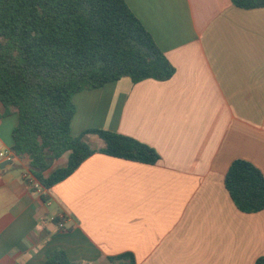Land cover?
<instances>
[{
	"label": "crops",
	"instance_id": "0c3cea01",
	"mask_svg": "<svg viewBox=\"0 0 264 264\" xmlns=\"http://www.w3.org/2000/svg\"><path fill=\"white\" fill-rule=\"evenodd\" d=\"M124 2L175 73L73 94L71 135L95 153L50 189L32 192L26 165L15 158L2 168L0 159V264H46L56 249L81 264H111L124 252L136 264H254L264 256V210L240 211L224 177L235 159L264 176V8ZM4 111L0 102V151L17 124ZM91 129L145 143L160 159L102 154L98 137L84 133Z\"/></svg>",
	"mask_w": 264,
	"mask_h": 264
},
{
	"label": "trees",
	"instance_id": "16d2710c",
	"mask_svg": "<svg viewBox=\"0 0 264 264\" xmlns=\"http://www.w3.org/2000/svg\"><path fill=\"white\" fill-rule=\"evenodd\" d=\"M230 1L245 10L264 8V0ZM174 73V66L124 0H0L2 116L17 115L10 150L46 190L95 153L82 135H71L73 94L123 77L133 83L166 81ZM84 133L98 137L102 154L152 165L160 159L155 149L131 137L102 129ZM63 156L64 166H57ZM24 181L36 191L27 178ZM224 185L240 211L264 210V176L250 162L233 160ZM109 261L136 264L130 252ZM46 264L81 263L71 262L56 249L47 255ZM254 264H264V256Z\"/></svg>",
	"mask_w": 264,
	"mask_h": 264
},
{
	"label": "built area",
	"instance_id": "2783aa9c",
	"mask_svg": "<svg viewBox=\"0 0 264 264\" xmlns=\"http://www.w3.org/2000/svg\"><path fill=\"white\" fill-rule=\"evenodd\" d=\"M0 159L4 161L12 162L15 159V156L11 150H5V151H0ZM23 177L29 180L30 184L34 186L37 192L42 191L43 188L27 171L25 172ZM55 219H57L56 223L58 224V226L60 228L63 227L60 221L64 219V216L59 214Z\"/></svg>",
	"mask_w": 264,
	"mask_h": 264
},
{
	"label": "water",
	"instance_id": "95a60500",
	"mask_svg": "<svg viewBox=\"0 0 264 264\" xmlns=\"http://www.w3.org/2000/svg\"><path fill=\"white\" fill-rule=\"evenodd\" d=\"M11 162L5 161L1 164V167L3 168V166H5L6 164H10Z\"/></svg>",
	"mask_w": 264,
	"mask_h": 264
}]
</instances>
